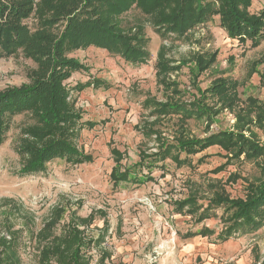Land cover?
Listing matches in <instances>:
<instances>
[{
	"label": "rangeland",
	"instance_id": "374dc122",
	"mask_svg": "<svg viewBox=\"0 0 264 264\" xmlns=\"http://www.w3.org/2000/svg\"><path fill=\"white\" fill-rule=\"evenodd\" d=\"M248 12H264V0H251ZM119 21L129 35L145 42L140 49L148 55L146 63L132 65L92 47L69 55L88 70L72 74L65 84L68 100L81 116L69 141L89 162L53 160L43 172L21 177V146L39 143L27 133L37 124L27 115L12 119L0 146V238L10 243L21 264H37L39 251L48 243L37 235L61 212L51 234L64 236L68 228H77L83 244L80 255L89 264H264V227L219 243L216 236L225 223L219 218L222 207L212 209L211 219L196 222L199 208H205L215 193L244 199L247 183L259 178L255 162L231 159L213 146L188 157L180 154L187 163L178 166L171 158L157 163L150 173L146 163L139 165L145 156L150 162L162 143L176 144L180 134V115L155 116L157 104L195 102L212 110L210 120L185 121V137L193 139L235 132L236 117L247 109L249 99L264 105V39L251 48L250 42L229 38L218 16L181 38L161 36L135 6ZM35 23L31 18L27 26L32 29ZM211 57L213 63L199 69L198 59ZM34 68L21 52L0 59V92L27 85V74ZM92 79L103 86L74 90ZM218 80L236 83L233 109L217 97H203ZM246 128L264 142L258 128ZM125 172L138 180L150 174V180L115 185L113 175ZM185 202L195 204L193 212L183 208ZM202 227L215 234L185 238L188 231ZM104 255L108 258L101 263ZM48 264L56 262L51 259Z\"/></svg>",
	"mask_w": 264,
	"mask_h": 264
},
{
	"label": "trees",
	"instance_id": "16d2710c",
	"mask_svg": "<svg viewBox=\"0 0 264 264\" xmlns=\"http://www.w3.org/2000/svg\"><path fill=\"white\" fill-rule=\"evenodd\" d=\"M250 3L251 0H0V59L21 52L35 65L27 74V85L0 92V146L7 139L12 119L27 115L37 124L27 133L39 143L21 146L20 151L25 158L19 174L21 177L43 172L46 164L53 160L77 165L89 162V157L78 152L69 141L81 116L75 111L73 102L68 100L70 90L65 83L72 74L88 71L69 57L71 53L92 47L132 65L146 63L148 55L140 49L145 42L138 37L133 38L120 26L119 18L134 6L150 18L161 36L185 37L192 28L218 16L219 25L229 38L241 43L250 42V47L256 48L264 39V12L250 14ZM31 18L36 21L32 29L27 26ZM213 60L214 57L209 61L198 59L199 69H206ZM102 86L100 80L92 79L77 84L74 90L99 89ZM235 90L236 83L218 80L202 94L203 97H217L224 107L233 109L236 99L231 95ZM174 92L179 94L178 90ZM194 103L190 106L177 102L157 104L155 116L180 115L177 130L180 134L175 139L176 144L162 143L150 162H146L145 156L139 165L146 163L150 173L157 163L171 158L178 166L187 163L186 159L180 160V154L188 157L213 146L220 147L231 159L243 157V161L255 162L259 178L247 183L244 199H229L223 192L215 193L205 208H199L201 212L196 218V222L202 223L215 216L211 215L213 208H223L219 218L225 223L216 236L219 243L235 236L254 234L264 227V143L246 127L253 125L264 133V105L256 99H249L247 109L236 117L235 132L193 139L185 137V121L192 117L210 120L212 111ZM84 124L89 125L88 122ZM148 175L138 180L125 172L113 175V180L115 185L129 181L137 183L144 178L150 180ZM186 206L190 207V212L196 208L192 202H185L183 208ZM60 215L58 212V216L53 218L55 220L47 222L37 235L48 241L38 253L37 264H48L51 259L56 264H89L85 256L80 255L83 244L77 228H68L69 232L64 236L51 234ZM213 234V230L202 227L196 232L188 231L185 238H205ZM107 258V255L101 256L100 262ZM0 264H21L10 243L1 238Z\"/></svg>",
	"mask_w": 264,
	"mask_h": 264
},
{
	"label": "crops",
	"instance_id": "0c3cea01",
	"mask_svg": "<svg viewBox=\"0 0 264 264\" xmlns=\"http://www.w3.org/2000/svg\"><path fill=\"white\" fill-rule=\"evenodd\" d=\"M264 143V142H263Z\"/></svg>",
	"mask_w": 264,
	"mask_h": 264
}]
</instances>
